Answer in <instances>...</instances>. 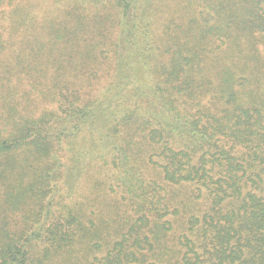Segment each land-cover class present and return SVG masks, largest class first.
Wrapping results in <instances>:
<instances>
[{"label":"trees","instance_id":"1","mask_svg":"<svg viewBox=\"0 0 264 264\" xmlns=\"http://www.w3.org/2000/svg\"><path fill=\"white\" fill-rule=\"evenodd\" d=\"M0 264H264V0H0Z\"/></svg>","mask_w":264,"mask_h":264}]
</instances>
